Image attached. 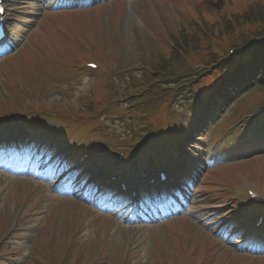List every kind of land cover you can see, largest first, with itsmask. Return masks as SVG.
I'll list each match as a JSON object with an SVG mask.
<instances>
[{
    "label": "rangeland",
    "instance_id": "374dc122",
    "mask_svg": "<svg viewBox=\"0 0 264 264\" xmlns=\"http://www.w3.org/2000/svg\"><path fill=\"white\" fill-rule=\"evenodd\" d=\"M40 1L44 2V0H32L28 6L25 5L26 0H6V6L10 10L9 15L13 20L10 22L9 26H12V28L15 29V35L17 36L18 40H22L24 34H26V37L28 39V37L30 36V33L28 32L33 31L36 28L39 34H46L45 26H37V21L33 19V15L43 14V9H47L45 6H39ZM133 1L134 0H127V3L130 6L128 7V12L126 13L127 15L125 19V26L121 24L120 14L111 16L107 11L106 17L110 16L109 20L113 23L114 29L113 31L107 29L105 31V37L108 39L113 36L116 39L120 40L124 34V45L126 47L129 45V52L132 55L137 56L140 51L142 57H145L147 59V62H151L157 55H155L156 51L153 45H144L149 41H140L138 49V46L135 44L137 31H141L144 28V22L139 17L137 9L132 7ZM168 1L169 0H160L161 3L157 6L156 0H137L135 1L134 5L139 7L140 9L145 10L150 21L155 27H157L160 26V21H158L157 17L154 15L153 9H157L158 7L162 10L163 17L167 18L172 24H176V19L174 18L175 15L172 13L171 6H174V3L176 5L177 2H180L182 0H170V4L168 3ZM187 1L189 4L196 5L195 2L197 0ZM235 1H238L237 3L240 6L242 5L241 0ZM212 6L213 5L210 4L206 7L210 8ZM15 10H17V12L19 13H16ZM16 19L21 21V23H17L20 26L14 24V20ZM25 21H28V24H24ZM133 21L136 22L132 23L133 29L132 31H129L130 24ZM185 21L186 17L181 18V22ZM76 24L80 25L81 21ZM100 25V29L106 26L109 27V24L103 20H100ZM57 26L60 29L63 28V24H57ZM92 28L93 27H91V29ZM93 29L94 30L90 33L91 37H99L100 29L96 28V26ZM27 39H25L26 41L24 40L23 42H20V45L29 44L30 42ZM63 42L64 41L61 38L60 33H58L56 30H52L49 33V63L58 60L61 57V54L67 55L71 60L84 61L88 59H100L102 53H104L103 57L110 58L108 53L116 52L118 50L116 48H109L108 45H101L100 47L75 46L67 48ZM109 42H111V40H109ZM121 50L122 56L125 58H129V54L123 48ZM0 67L5 68L6 70H11V73L17 76L15 71L12 69L15 67H10L8 63H5V61L0 62ZM61 67L62 65L60 63H54L53 66L52 64H50V69L56 72V74L58 75L55 77V79H58V77H62L61 83H63L64 89H56L52 92H49L48 90V92L46 93V98H48L47 103L50 104L55 102L60 108H65V106L72 105L75 109H80L83 101H85L86 96L91 91L93 80L86 72H82L80 73V75L74 72L71 74H67L70 70H73L72 66H68L65 69L66 74L63 72ZM44 69L49 70V65H47L46 62L43 65V70ZM136 72L138 71H135V73ZM8 75L9 72L5 73L3 71H0V100L2 94L4 93L3 90L7 92L11 91L5 85ZM127 76H130V72L127 74ZM116 78H119L121 81L126 83V75L116 74ZM43 93L45 92L43 91L42 94ZM69 98L71 101H69ZM26 101L28 103L31 100L27 99ZM43 103H45V101H43ZM177 110L183 111V106H180ZM28 117L31 118L30 115H28ZM127 117L128 116H126V118ZM103 126L102 127L105 133V136L103 137L105 138H101L102 140H100L97 145L91 142L85 144L84 147L85 149H92L93 151L96 147L99 148L101 153L97 156V158H93L90 164L94 166L95 169L100 173L105 172L110 174L113 171V167L111 163L105 162L104 158L106 157L107 152L112 151L110 148L111 146H109L111 140L113 139L115 141L116 138L122 141L124 139L123 145H126L127 139L125 138L128 136L129 127L127 124L123 125L118 120L108 121L105 123V125L103 124ZM193 131H195L194 127L191 128L187 136L190 137L189 134ZM212 133V131H209L203 134V140L205 141V144L201 146H204L206 148L208 147L209 143H211L212 141ZM164 147H166V144L163 143L159 137L157 142L150 144V151L151 153H154L155 151L160 150ZM122 149H125L127 151L130 150L129 147L122 146L116 151ZM166 149L168 150L167 147ZM214 149L215 148H210V155L206 160H204L205 163H208L209 165L217 163L219 159V153L217 152L218 150ZM85 152L86 150L82 151L81 153ZM199 155L204 156V154ZM99 161L100 163H98ZM139 162L140 159L136 154L130 155L127 163L128 171H136L137 168H139ZM201 163L205 164L204 162ZM217 177L221 178L222 182L225 183L231 179V175L223 176L222 173H219ZM13 179L14 177H12L11 174L7 173L5 170H0V192H4L3 195L0 196V201L4 200L5 197H7L6 200L0 202V210H3V207L7 209V206L5 205L7 203V205L11 209L10 214L12 218L14 217L17 210V199L12 192L14 191L15 186L17 190L18 186L20 185L18 183H21L19 181H16V183H14ZM32 179L36 184V188L32 193V205H26L25 202L24 206L26 205L28 210H30L33 205L35 207L34 209H31V211L28 212V214L24 217L21 226L22 228L20 230L21 236L18 237V244L22 248L23 257L28 254L30 250V243L35 239L37 231L41 234L49 233V237L51 233L55 231V233L53 232L55 240L57 239V235L60 233L63 234L64 238L66 237V235L68 237V234L71 233L72 236L68 237V240L63 241L61 249L64 245V250L66 249V251H72V258H74L75 260H77L81 254L87 252L94 253L97 249L98 242L104 243L105 241L109 240L112 250H115L119 247L129 249L134 246V251L136 250L138 253V256L135 260L139 261V264H146L152 252L158 251L157 247L164 249L166 252H169L171 250V246L169 244L173 243L172 237H175L177 239L180 238V240L177 241V249L179 250L178 258L183 253H185V245H188L189 243L193 244L194 242H199L198 245L203 246L207 242V249L209 248V251L213 254L228 253L229 255L227 256H230V254H234L236 259L240 257V255L235 250L224 247V243L220 238L214 236L213 234H210L213 230H210L211 232L209 231V233L207 231L198 229L205 228V225H203L202 223L209 220L210 217H208L209 215L207 216L203 212H201V207L198 206L197 199L193 201V204L190 207L189 216H185L187 217V219H189V221H192L193 224L190 222H187V224L186 222L182 223L186 220L183 219L184 216H179L178 218H176V220H173L171 224L162 222L159 226L155 224H146L142 226L139 223L136 224L130 221L127 223V225L126 217L114 216L113 218V216L104 217L97 215V213H100V211H97V209L99 208L93 205L92 202L82 201L83 204L73 200H64V202H57L50 195V193L52 194V186H44L37 183V177H33ZM57 181L58 180H56L55 183H57ZM20 186L23 189L25 188L24 184ZM249 188L256 190L258 193L264 194V175L255 173L254 175H249L245 178L238 179L237 184L231 191L239 194L242 197L244 203L247 202L248 204H251V201H248L246 197V190ZM72 204H78L79 208H75ZM72 210H75V212H73ZM202 210L207 209L203 208ZM212 210L217 211L219 209H216V207H212ZM45 221V230L41 231V224ZM75 222L77 223V227L73 229L72 226ZM184 226H186V228L183 230ZM187 236H190V239H188ZM50 240L51 239H49V242ZM39 250L40 249H38V251ZM96 258L97 257H94L93 259Z\"/></svg>",
    "mask_w": 264,
    "mask_h": 264
},
{
    "label": "trees",
    "instance_id": "16d2710c",
    "mask_svg": "<svg viewBox=\"0 0 264 264\" xmlns=\"http://www.w3.org/2000/svg\"><path fill=\"white\" fill-rule=\"evenodd\" d=\"M205 21V25L196 26L201 36L184 33L182 38H176L169 59L160 61V52L153 58L151 64L157 63L154 65L156 71L148 80L159 84V80L172 76H175V82L193 78V70V73H187L184 68L185 64L190 67V63H187L190 58L194 62L202 60L210 63L215 68L213 73L195 75L188 90L191 89L196 100L202 97L207 107L214 109L226 96L233 95L240 85L246 84L250 77L264 75V0L253 3L237 14L221 15L214 19L205 14ZM194 37L197 38L196 44ZM230 49H235L234 55L230 56ZM143 85L148 87L149 84ZM254 130L258 135L262 134L258 124ZM242 143L241 138L237 139L238 145Z\"/></svg>",
    "mask_w": 264,
    "mask_h": 264
}]
</instances>
